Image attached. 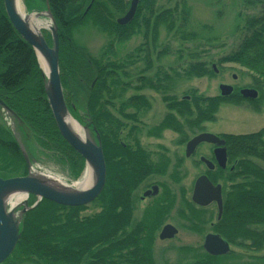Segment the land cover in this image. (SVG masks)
Instances as JSON below:
<instances>
[{
    "label": "trees",
    "instance_id": "16d2710c",
    "mask_svg": "<svg viewBox=\"0 0 264 264\" xmlns=\"http://www.w3.org/2000/svg\"><path fill=\"white\" fill-rule=\"evenodd\" d=\"M155 2L156 0H138L133 20L120 26L116 21L109 19L103 8L108 5L107 7L117 12V16L123 15L129 8L126 0H23L25 9L29 12H43L48 8L57 27L59 74L68 111L78 124L88 128L93 137L98 135L101 116L106 123L107 132L111 133L114 118L110 112L114 109L113 100H105L103 96H99V92L103 88V92L108 93L110 86L129 88V82L124 84L119 78L124 74L123 66L126 64L103 65L91 58L86 49L75 44L72 31L86 22H91L103 30L112 42L118 44L126 43L138 32L143 34L145 41L150 32L152 37L154 35L152 40L155 42L158 26L174 17L181 41H191L197 37L187 31L191 10L184 0L177 2L174 8L161 13L156 12ZM248 2L254 14L244 18L242 35L238 43L221 57L219 62L237 64L264 76V0ZM44 38L50 45L51 37L45 35ZM148 45L140 46L138 51L146 54L142 61L145 68L151 70L150 57L153 50L149 48L147 52L143 49ZM196 45L195 50L201 48L200 44ZM195 50L185 55L188 60L182 63L183 65H178L179 67L169 66L166 70L160 66L156 68L149 78L141 80L140 87H149L165 93L173 89L175 79L178 80L180 77L202 79L216 75L214 69L208 67L210 63L201 61ZM168 54L161 51L157 53V57ZM132 55L133 53L128 57ZM178 58L180 60L184 58L181 51ZM130 61L129 66L133 60ZM179 68L181 73L178 72ZM113 73H116L115 76ZM188 96L190 101L184 99L178 105L175 104L176 106L170 105L169 97L162 100L168 103L169 110H175L179 121H183L190 129L195 128L199 131L204 124L215 123L219 108L227 99L219 96L211 98ZM99 98H103L102 104L105 105L103 113L102 107L98 105ZM0 101L14 115L25 145L37 161L41 156L66 167L71 177L79 176L85 162L58 133L45 95V78L35 53L9 22L2 0H0ZM178 120L173 115H167L162 128L180 132L181 125ZM0 137L4 142L0 145L3 149L1 158L6 163L3 178L26 176L27 166L20 148L3 126L0 127ZM262 137L263 134L257 133L225 138L232 145L233 159L237 155L243 158L253 157L264 164ZM108 161L110 165L111 159L108 158ZM235 171L237 173L233 172L230 177L232 183L230 191L224 198L225 201L231 202L230 208L233 211L231 215L238 219L264 216V170L241 159ZM243 175H246V179L240 181ZM131 179L125 174L121 179L122 189L116 191L115 175L110 171L102 193L92 202L100 204L102 211L91 218L82 220L78 218V213L86 206L67 208L42 200V205L48 207L47 212H40L39 207L33 211L34 213L27 215L30 221L27 222L25 231L20 232L13 253L3 264H155L150 252L153 231L147 240H137L128 236L124 239L116 237L118 230L127 226L129 222L124 209L116 215L115 207L120 202L125 204L127 187ZM152 228L155 229V226L152 225ZM117 251L124 254L118 257ZM205 263L197 261L191 264Z\"/></svg>",
    "mask_w": 264,
    "mask_h": 264
},
{
    "label": "flooded vegetation",
    "instance_id": "af4514ba",
    "mask_svg": "<svg viewBox=\"0 0 264 264\" xmlns=\"http://www.w3.org/2000/svg\"><path fill=\"white\" fill-rule=\"evenodd\" d=\"M217 73L214 69V74ZM142 79L146 78L138 76L136 81L141 82ZM232 80L236 77L233 76ZM140 86L128 89L129 93L125 96L118 94L111 133L107 132L102 116L98 132L105 161L103 189L110 171L115 175L116 191L122 189L121 179L125 174L132 178L127 187L125 204L120 202L115 207L116 215L124 209L129 219L128 225L119 229L116 237L147 240L153 231L150 252L155 264V256L163 259L162 264H191L197 261L205 264H264V216L235 218L231 215V202L224 199L232 186L230 177L236 172L238 161L247 160L264 170L262 161L239 155L233 159L230 141L216 134L223 141L222 145L200 143L187 154V144L195 136L210 132L185 126L183 121L178 120L175 110H169L168 103L162 99L169 97L170 105L174 106L184 99L190 101V96ZM228 86L232 87V92L223 98L234 94L244 98L240 95L242 89ZM218 96L221 97L220 93ZM155 97H159L161 104L164 103V114L159 120L149 122L146 114L152 108ZM256 99H259L258 92ZM104 108L103 104L102 113ZM1 114L0 108V117ZM167 115L177 118L180 132L162 128ZM1 126L5 128L0 122ZM187 129L191 130L190 133ZM2 144L4 142L0 137ZM2 151L0 148V178L6 179L2 176L6 172ZM108 158L111 159L110 165ZM222 158L223 162L219 165L218 160ZM201 177H205L213 187H220L219 202L213 199L215 193L203 188L197 197L200 204L193 201L196 183ZM245 179L246 175L240 177V181ZM208 237L222 241L226 250L211 244L209 241L213 239ZM120 252L116 253L118 257L124 254Z\"/></svg>",
    "mask_w": 264,
    "mask_h": 264
},
{
    "label": "rangeland",
    "instance_id": "374dc122",
    "mask_svg": "<svg viewBox=\"0 0 264 264\" xmlns=\"http://www.w3.org/2000/svg\"><path fill=\"white\" fill-rule=\"evenodd\" d=\"M127 1L130 5L131 0H126V2ZM184 1L191 10L187 31L197 36L191 41L183 42L179 39L176 27L177 22L174 17H171L158 26L155 42L152 40L154 35L152 37L150 32L147 41L144 40L143 34L138 32L126 43L118 44L117 42H112V39L103 30L97 28L91 22H86L72 31V38L75 44L86 49L91 58L100 61L103 65H106V63H115L118 65L123 63L126 64V67L123 66L125 70L122 73L124 74H121L119 78L124 84L129 82V88H122L119 86V88H115L114 86H110L108 93L107 91L103 92V88H101L99 96H103L105 100L112 99L113 104H115L118 94L125 96V94L127 95L129 93L128 89L141 85L142 82L136 81L138 76L147 79L159 66L166 70L169 66L176 67L178 65H183L182 63L188 60V57H185V55L193 52L197 46L196 44H200L201 48L195 51L198 52L201 61L210 63L208 67L213 68L214 66V69L217 70L218 73L211 78L184 79L180 77L178 80L175 79V84L171 93L179 96L194 95L211 98L219 95L218 86L221 84L235 85L238 86V89H254L259 93V99L253 101L251 99L241 98L237 94L232 95L225 99L224 105L219 108L215 123L204 124V128L200 131L205 130L225 137L261 133V135L263 134L262 140L264 141V76L258 75L250 69L237 64H222L219 62V59L238 43L242 35L244 18L254 14L249 6V0ZM252 1L254 0H251V2ZM20 2L23 11L22 14L25 16L43 13L35 11L29 12L25 9L23 0H20ZM177 2H181V0H156L155 10L161 13L164 10L174 8ZM107 6L108 5L104 6L103 10L107 12L110 20L117 21L127 12L126 10L123 15L117 16V12ZM38 18L45 24V29L41 31L43 37L45 35L51 37L48 28L52 26V24L48 16L42 14L38 16ZM170 26L172 27L168 28ZM109 44H111V46H109ZM145 44L150 45L143 48L145 51L147 50V52H149V48L153 50V55L150 57L152 62L151 70L150 68H145V64L142 61L145 59L144 56L146 54L143 51H138L139 47ZM49 46H51V44ZM161 51L168 52L169 54L157 57V53ZM180 51L184 56L181 60L178 58ZM131 53H133L132 57H128ZM130 60H133V62L129 66L128 63L131 62ZM178 72L181 73L180 68ZM125 73L127 75H125ZM114 74L116 73H113V75ZM233 76L236 77V80H232ZM103 98H99L100 102L98 105L100 107L103 105ZM164 108V103L161 104L159 97H155L153 99L152 108L148 111V114H146L147 121L155 122L159 120L164 114ZM113 111L114 110L110 112L111 114H108L112 116ZM0 122L8 131L14 128L13 132L15 135L13 136L11 133L10 134L14 141L22 147L25 154H27L26 156L30 163L29 171L31 174L53 177L56 179V182H54L55 184L57 182L64 183L67 187H70L72 191H78L75 185L79 184L84 179L87 170L86 166L77 178H73L64 166L44 159L41 156L39 158L37 157L39 159L37 161L27 149L23 136L19 130H17L16 122L11 117L7 116L5 112H2ZM11 125H13V128ZM188 131L190 133L191 130L189 129ZM54 183L51 182V184ZM23 196L25 198L19 201L14 208L11 209L9 206L5 205V210L12 216V219L17 224L19 232L25 231L24 229L26 228L27 222L30 221L27 215L39 207L42 213H46L48 210L46 205H42V200L32 195L23 194ZM34 204H36L35 207L30 208ZM99 209L100 204L95 202L89 204L78 213V218L79 220L91 218L100 212ZM155 257L156 264H162L163 259L158 256Z\"/></svg>",
    "mask_w": 264,
    "mask_h": 264
},
{
    "label": "water",
    "instance_id": "95a60500",
    "mask_svg": "<svg viewBox=\"0 0 264 264\" xmlns=\"http://www.w3.org/2000/svg\"><path fill=\"white\" fill-rule=\"evenodd\" d=\"M2 2L5 14L14 30L26 43L31 46L35 53L37 61L38 57H41L45 62V65L47 67V74L43 72L41 67L40 69L45 78V95L47 103L58 133L65 141V143L70 146L84 160L86 168L90 167L93 170L95 177L92 185L82 191H72L70 187H68L69 190H65L63 188L57 189L55 187H52L50 185L55 184V178L50 177L54 183L51 184V181L47 179L49 176L40 174L33 175L30 173V163L26 156L27 154H25L22 147L18 145L25 159L26 165L28 166V174L23 177H14L8 179L0 178V264L4 263L10 257L20 237V232L18 231L17 224L12 219V216L5 210V204L2 199L3 193L5 191L16 189L19 190L22 194L32 195L39 200H45L62 207L76 208L91 204L98 197L105 183V161L100 146L99 137L98 135L93 137L87 127L81 126L72 118L65 102L59 74L57 27L48 11V8L43 13L35 15L38 17L43 14L44 16H48V18L50 19L52 26L48 28V31L51 35V46L47 44L41 32L38 35H35L25 25L24 21L21 19L15 9V0H2ZM137 6L138 0H131L127 12L116 21L117 24L120 26H124L130 23L135 16ZM218 89L221 97H227L232 92V87L225 84L219 85ZM240 95L246 99L254 100L257 98V91H255L254 89H242L240 91ZM0 108L3 110V112L6 113L7 116L11 117L16 122L18 127L19 125L14 115L7 107H5V105L1 101ZM66 116H69L80 126L83 134L85 135V138L83 140L75 136L66 126L64 122V118ZM13 129H11L10 132H13ZM12 134L13 136L15 135L14 132ZM200 143L214 144L219 147L223 144V141H221L218 136L214 134L201 133L195 136L187 144V154H189L195 148V146ZM218 162L219 165H221L223 162V158L221 161L218 160ZM45 180L49 181L46 182ZM201 188H203V190L207 189L211 193H215V197L213 199L217 202L220 201V187H213L205 177H201L197 181L195 193L193 195V201L199 203L197 197L199 191H201ZM35 205L36 204L32 205L30 208H34ZM208 239H213L212 242L209 241L211 244L222 247L223 251L226 250V247L222 245V241L212 237H208ZM207 245L208 243L206 244V248H208Z\"/></svg>",
    "mask_w": 264,
    "mask_h": 264
},
{
    "label": "bare ground",
    "instance_id": "6f19581e",
    "mask_svg": "<svg viewBox=\"0 0 264 264\" xmlns=\"http://www.w3.org/2000/svg\"><path fill=\"white\" fill-rule=\"evenodd\" d=\"M15 9L17 13L19 14V16L21 17V19L24 21L25 25L30 29V31L33 34L38 35L43 29H45V24L36 15L25 16L22 14L23 11H22L20 0H15ZM38 61H39V65L41 69L43 70V72L47 74V67L45 65V62L42 60L41 57H38ZM64 122L66 126L69 128V130L75 136H77L79 139H82V140L85 138V135L83 134V131L80 128V126L75 121H73L69 116H66L64 118ZM94 177L95 175H94L93 170L90 167H88L82 182L75 185L78 191H82V190L89 188L94 181ZM47 179L53 182L50 177H48ZM49 180L47 181L45 180V181L48 182ZM50 186L55 187L57 189L63 188V189L68 190V187L64 183H60V182H57V184L50 185ZM24 198L25 197L23 196V194L19 190H16V189L7 190L3 193V196H2L4 204L9 206L11 209L14 208L15 205L19 201L23 200Z\"/></svg>",
    "mask_w": 264,
    "mask_h": 264
}]
</instances>
